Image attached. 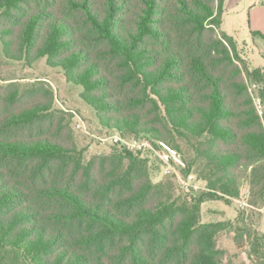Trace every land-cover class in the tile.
Returning a JSON list of instances; mask_svg holds the SVG:
<instances>
[{
	"label": "trees",
	"instance_id": "obj_1",
	"mask_svg": "<svg viewBox=\"0 0 264 264\" xmlns=\"http://www.w3.org/2000/svg\"><path fill=\"white\" fill-rule=\"evenodd\" d=\"M224 2L0 0L8 59L47 58L105 126L183 148L209 189L154 182L127 147L86 158L51 86L0 84V264H226L227 230L264 264V115L247 80L264 67L220 31ZM245 182L251 213L202 221L204 202Z\"/></svg>",
	"mask_w": 264,
	"mask_h": 264
},
{
	"label": "rangeland",
	"instance_id": "obj_2",
	"mask_svg": "<svg viewBox=\"0 0 264 264\" xmlns=\"http://www.w3.org/2000/svg\"><path fill=\"white\" fill-rule=\"evenodd\" d=\"M220 31L239 40V52L248 62L250 71L264 67V42L259 35L255 34L256 32L264 34V0H225ZM247 80L255 96L258 109L264 115V82L256 81L248 75ZM10 82H17L21 90H25L35 83L51 86L55 93V106L70 114L75 141L86 158L96 154L109 153L117 147H127L125 142L115 141V136H120L123 140L135 143V147H131V150L149 158L151 177L154 182H159L170 176L187 192L209 191L204 180L198 181L199 189H187L177 175L166 174L155 151L157 147L155 140L147 136L131 137L128 133L123 135L115 129L105 126L98 112L81 97L83 87L69 81L63 69L51 67L47 63V58H40L32 64H29L25 59L21 61L8 59L3 52L0 38V84L7 85ZM148 143L151 145H147ZM180 150L182 156L186 158L183 148ZM187 159L186 162H188ZM186 170L179 174L185 176L186 173H193L197 178V174L192 172L193 170L191 172H186ZM248 195L249 184L245 182L240 198L224 197L204 202L202 204V221H233L239 211H245L246 214L251 213L253 209L246 203ZM253 219L256 222L258 215L254 214ZM256 225L264 232V208L261 210V220ZM233 237L234 232L230 230L222 231L218 236L219 247L227 251L225 263L254 264L248 256V247L243 250L238 249Z\"/></svg>",
	"mask_w": 264,
	"mask_h": 264
},
{
	"label": "built area",
	"instance_id": "obj_3",
	"mask_svg": "<svg viewBox=\"0 0 264 264\" xmlns=\"http://www.w3.org/2000/svg\"><path fill=\"white\" fill-rule=\"evenodd\" d=\"M114 139L116 142H125L127 148L129 149H131V147H135V143L123 140L120 136H115ZM155 142L157 144L155 151L162 162L164 172L166 174L177 175L187 189H199V180L193 173H186L185 176L179 174V172L182 174V171L187 169V162L182 156L181 152L166 141ZM147 145H151V143H148Z\"/></svg>",
	"mask_w": 264,
	"mask_h": 264
},
{
	"label": "crops",
	"instance_id": "obj_4",
	"mask_svg": "<svg viewBox=\"0 0 264 264\" xmlns=\"http://www.w3.org/2000/svg\"><path fill=\"white\" fill-rule=\"evenodd\" d=\"M257 4H258V2H257ZM236 38V37H235ZM237 39V38H236ZM238 40V39H237ZM239 41V40H238Z\"/></svg>",
	"mask_w": 264,
	"mask_h": 264
}]
</instances>
